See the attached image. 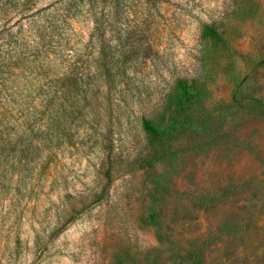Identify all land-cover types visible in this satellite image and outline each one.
Here are the masks:
<instances>
[{
  "label": "rangeland",
  "instance_id": "obj_1",
  "mask_svg": "<svg viewBox=\"0 0 264 264\" xmlns=\"http://www.w3.org/2000/svg\"><path fill=\"white\" fill-rule=\"evenodd\" d=\"M118 24L117 77L100 75L105 98L92 84L90 125L45 152L51 176L17 203L8 246L0 234L3 264H264V0H121ZM78 26L94 68L101 40L91 16Z\"/></svg>",
  "mask_w": 264,
  "mask_h": 264
},
{
  "label": "trees",
  "instance_id": "obj_2",
  "mask_svg": "<svg viewBox=\"0 0 264 264\" xmlns=\"http://www.w3.org/2000/svg\"><path fill=\"white\" fill-rule=\"evenodd\" d=\"M106 1L112 3L113 11H105L102 4ZM25 2L20 7L9 1L0 4V13L19 16L11 26L10 19L0 25V234H5L7 246L10 232L21 221L17 203L37 195L39 181L51 176V168L39 167L45 152L59 148L60 134L74 137L90 125V115H98L89 102L92 84L100 86L98 98H105L100 75L115 80L114 65H119L113 55L117 47L104 39L108 31L120 37L125 31L118 24L121 0H52L43 6ZM88 16L93 20L90 38L101 40V54L92 60L94 68L75 47L83 36L78 24ZM223 22L206 21L202 32L219 37ZM14 26L19 28L15 32ZM126 47L124 42L119 49ZM142 126L146 135L157 138L158 130L150 120L144 119ZM99 174L111 180V171L103 164ZM35 237L34 244L39 245V235ZM20 243L17 234L14 244ZM2 248L0 244V264Z\"/></svg>",
  "mask_w": 264,
  "mask_h": 264
}]
</instances>
